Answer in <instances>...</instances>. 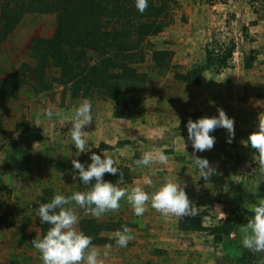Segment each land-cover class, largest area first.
I'll return each instance as SVG.
<instances>
[{
  "label": "rangeland",
  "instance_id": "1",
  "mask_svg": "<svg viewBox=\"0 0 264 264\" xmlns=\"http://www.w3.org/2000/svg\"><path fill=\"white\" fill-rule=\"evenodd\" d=\"M155 1L164 6L162 28L141 45L142 60L134 66L146 73V83L131 88L141 101L130 105L122 117L114 115L110 98L82 91L75 96L72 80L61 77L57 65L35 57V50L45 52L39 43L54 33L55 14L26 13L0 42V77L9 80L0 79V264H42L33 245L42 237L36 208L57 191L71 195L86 189L85 185L81 189L78 177L74 179L77 170L71 161L90 163L93 148L101 142L111 147L100 154L115 159L124 174L126 183L121 187L147 179L159 186L165 177H174L169 174V162L144 168L134 163L145 151H164L162 146L168 142L161 133L152 134L148 108H227L234 128L245 127L235 128V139L225 146L224 157L210 153V164L218 167L209 180L177 178L187 184L189 199L199 208L206 226L222 223L226 208H248L264 197V176L257 170L259 155L248 143L249 134L264 120V64H252L264 48V32L257 29L264 17L245 2ZM232 44L235 50L228 66L206 70L200 84L175 78L176 72L204 64L206 48L222 55ZM85 58L95 61L100 56L87 53ZM246 63L251 67L246 68ZM84 99L93 106V124L83 132L91 151L78 155L70 138L71 115ZM47 107L58 110L61 117L46 119ZM118 176L111 175L108 181L115 182ZM204 186L207 191L202 195L197 191ZM120 203L118 210L100 218L84 216V210L73 205L81 217L80 230L84 220H93L106 237L112 238L123 225L134 236L123 248L115 241L93 244L101 251L111 246L104 264H264V257L242 247L239 228L247 221L215 242L208 231L179 228V218L162 215L150 201L142 216H136L126 201Z\"/></svg>",
  "mask_w": 264,
  "mask_h": 264
},
{
  "label": "clouds",
  "instance_id": "2",
  "mask_svg": "<svg viewBox=\"0 0 264 264\" xmlns=\"http://www.w3.org/2000/svg\"><path fill=\"white\" fill-rule=\"evenodd\" d=\"M148 5L149 0H135L136 9L141 14ZM217 112L218 115L189 119L186 125L187 140L193 149L190 155L192 164L201 172L200 177L206 181L216 174L218 166L211 165L207 158L198 156L197 153L209 151L214 147L216 137L211 133L217 128L227 131L226 143L231 144L235 139L234 118L228 116L222 108H218ZM43 116L52 120L61 117V113L53 107H47ZM91 124L93 106L91 101L84 99L77 104L71 115L70 138L78 155L91 151L88 140L83 135L86 126ZM183 142L186 147L184 139ZM248 143L259 155L257 170L264 176V120H259L256 129L249 134ZM90 161H71L73 169L77 170L74 171L73 177H78L86 186L84 191H74L71 195L57 191L49 202L40 203L36 208L40 223L50 225L46 234L33 241L42 264H104L103 257L109 254L111 246H106L101 251L92 244L93 238L78 228L81 217L73 205L83 209L84 216L95 218L118 210L122 200L131 206L136 216L145 213V206L149 201L151 207L162 215L185 218L198 214L199 208L189 199L187 184L181 179L165 177L159 186H154L152 180L147 179L143 183L121 187L126 181L115 159L105 153L91 152ZM167 162L168 156L163 150L157 153L145 151L134 161L138 168L154 163L166 165ZM105 173H119V176L115 182H111L103 179ZM145 185L151 188V191H146ZM248 210L252 216L239 228L242 247L258 254L259 257H264V197L250 204ZM112 239L117 246L123 248L127 247L134 236L127 225H123Z\"/></svg>",
  "mask_w": 264,
  "mask_h": 264
},
{
  "label": "trees",
  "instance_id": "3",
  "mask_svg": "<svg viewBox=\"0 0 264 264\" xmlns=\"http://www.w3.org/2000/svg\"><path fill=\"white\" fill-rule=\"evenodd\" d=\"M163 10L164 6L156 4L155 0H149L142 14L136 9L135 0H0V42L14 31L26 13L41 11L55 14L54 33L39 43L45 52L35 50V57L48 65H57L61 77L72 80L71 89L75 96L82 91L110 98L114 101V115L122 117L130 105L141 101L138 95L132 94L131 88L143 87L147 75L140 73L134 64L142 60L139 59V51L147 36L162 28L160 16ZM234 50L232 44L224 54L214 55L206 48L204 64L176 72L175 78L200 84L206 70L228 66ZM87 53L100 56V59L87 60ZM245 67L249 68L251 64L246 63ZM0 79L9 82L5 78ZM110 147L101 142L92 152L100 154L101 150ZM108 175L111 176L105 173L103 179L110 180ZM80 187L82 189L83 184ZM225 211L226 217L218 225L206 226L202 215L197 214L179 218L178 226L186 230L208 231L215 242H221L236 226L252 216L248 208L239 205ZM37 223L43 236L50 225L40 223V218ZM82 231L93 238L92 244L115 241L102 235L98 223L93 220H84ZM241 260L239 258L240 263Z\"/></svg>",
  "mask_w": 264,
  "mask_h": 264
},
{
  "label": "crops",
  "instance_id": "4",
  "mask_svg": "<svg viewBox=\"0 0 264 264\" xmlns=\"http://www.w3.org/2000/svg\"><path fill=\"white\" fill-rule=\"evenodd\" d=\"M257 25V29L264 32V20ZM261 38L258 41L261 42ZM259 42V43H260ZM260 53H257V58L254 59V63L264 64V48L260 49ZM204 74V73H203ZM223 76V74H222ZM203 77V76H202ZM227 79V78H225ZM150 125L153 135L155 133H161L162 137L168 142H165L162 147L165 154L168 156V162L170 164L169 173L176 178L181 177H197L201 175V172L196 170L191 161L192 147L190 141L187 140V122L189 119L196 120L202 116L218 115V108H148ZM225 112L227 108H222ZM228 115V114H227ZM236 128V127H235ZM234 128V129H235ZM245 128L244 126H237V129ZM151 134V135H152ZM216 137L214 147L203 153H197L198 156L207 158L209 160L210 153H217V155L225 156L226 153V137L228 133L223 128H217L213 133ZM185 141L186 147L184 145ZM219 158V157H218ZM197 180V179H196ZM199 182V179L197 180ZM207 186L198 190V193L202 195L206 194ZM199 205V204H198Z\"/></svg>",
  "mask_w": 264,
  "mask_h": 264
},
{
  "label": "built area",
  "instance_id": "5",
  "mask_svg": "<svg viewBox=\"0 0 264 264\" xmlns=\"http://www.w3.org/2000/svg\"><path fill=\"white\" fill-rule=\"evenodd\" d=\"M213 3L218 4L222 1H237L248 3L259 16L264 17V0H211Z\"/></svg>",
  "mask_w": 264,
  "mask_h": 264
}]
</instances>
